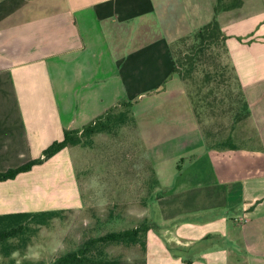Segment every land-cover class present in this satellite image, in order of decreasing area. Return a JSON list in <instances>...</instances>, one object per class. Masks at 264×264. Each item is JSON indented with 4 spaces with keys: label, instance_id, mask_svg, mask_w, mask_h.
Returning a JSON list of instances; mask_svg holds the SVG:
<instances>
[{
    "label": "crops",
    "instance_id": "1",
    "mask_svg": "<svg viewBox=\"0 0 264 264\" xmlns=\"http://www.w3.org/2000/svg\"><path fill=\"white\" fill-rule=\"evenodd\" d=\"M220 1L0 0V173L129 103L145 264H264V0ZM213 18L251 113L233 149L205 144L170 51ZM73 148L0 181V216L70 209Z\"/></svg>",
    "mask_w": 264,
    "mask_h": 264
},
{
    "label": "trees",
    "instance_id": "2",
    "mask_svg": "<svg viewBox=\"0 0 264 264\" xmlns=\"http://www.w3.org/2000/svg\"><path fill=\"white\" fill-rule=\"evenodd\" d=\"M220 3L217 0L215 13L220 10ZM226 39L217 20L213 18L196 32L170 45L175 71L183 82L205 144L216 150L235 148L232 144L234 133L251 116L226 47ZM129 112L130 104L122 102L81 130H64L61 141L53 142L45 148L38 159L0 173V181L11 180L20 173L28 172L33 166L43 164L65 148L85 146L98 135L113 134V131L116 133L118 129H124L129 123ZM217 124H225L227 132L223 133L216 128ZM64 212L48 210L1 215L0 257L8 259L7 264H15L12 255H23L38 230L53 219L63 216ZM147 231L148 226L143 222L134 228L87 238L76 249L60 255L52 264H122L120 258H112L106 252V248L112 245L126 248L140 245L141 264H145ZM23 264L44 263L28 261Z\"/></svg>",
    "mask_w": 264,
    "mask_h": 264
},
{
    "label": "rangeland",
    "instance_id": "3",
    "mask_svg": "<svg viewBox=\"0 0 264 264\" xmlns=\"http://www.w3.org/2000/svg\"><path fill=\"white\" fill-rule=\"evenodd\" d=\"M225 126L217 124L216 128L226 133ZM124 131L118 129L113 134H101L85 146L73 148L76 202L63 216L41 227L23 255H12L15 264L28 261L52 264L87 238L134 228L145 222L147 208L149 212L154 209L153 197L148 195L147 174L145 178L143 173L136 171L140 165L135 164L134 168L128 161L129 157L138 158L139 153H135L136 148L128 147V140H122ZM106 252L112 258H120L122 264L142 262L140 245L129 248L112 245ZM7 263L8 259L0 257V264Z\"/></svg>",
    "mask_w": 264,
    "mask_h": 264
}]
</instances>
